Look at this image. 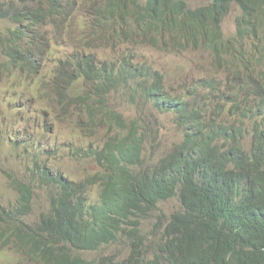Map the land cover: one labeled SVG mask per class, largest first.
Returning <instances> with one entry per match:
<instances>
[{
	"label": "trees",
	"instance_id": "1",
	"mask_svg": "<svg viewBox=\"0 0 264 264\" xmlns=\"http://www.w3.org/2000/svg\"><path fill=\"white\" fill-rule=\"evenodd\" d=\"M191 1L0 0V20L14 26L0 33V83L18 79L31 86L54 61L68 75L44 96L65 116L84 117L79 122L89 136L108 130L101 149H77L100 169L83 181L37 164L50 191L49 210L37 224L26 222L35 209L33 184L15 183L19 200L0 206V249L29 264H264V0H211L194 12ZM235 6L243 17L237 36L226 40L222 25ZM80 14L90 21L77 37ZM48 27L52 32L44 36ZM48 35L89 50L116 44L127 51L132 45L205 51L220 80L198 82L188 101H177L163 75L133 68L126 52L107 62L81 52L62 57ZM120 92L176 116L184 141L147 164L148 132L111 104ZM175 200L182 210L157 218ZM116 245L129 256L85 258Z\"/></svg>",
	"mask_w": 264,
	"mask_h": 264
},
{
	"label": "rangeland",
	"instance_id": "2",
	"mask_svg": "<svg viewBox=\"0 0 264 264\" xmlns=\"http://www.w3.org/2000/svg\"><path fill=\"white\" fill-rule=\"evenodd\" d=\"M147 1L142 0L143 3ZM189 6L193 12L198 11L210 7L211 0H192ZM241 17L242 11L235 6L224 20L222 27L226 40L237 36L238 21ZM79 23L82 24L83 20L77 18L76 24ZM13 29L11 23L0 20V33H9ZM51 31L52 29H47L44 36ZM51 38L52 35H48L47 43L59 56L66 57L72 54L75 48L80 49L74 42L61 40L55 43ZM246 42L248 43V39ZM126 51L127 48L116 50L109 47L99 55L103 60H120ZM126 57L135 69L152 67L155 72L163 75L166 92L177 101H188L191 90L198 82L204 79L210 82L218 79L213 61L205 51L165 53L156 51L149 45H132L126 52ZM47 64L48 67L41 69V74L31 86L16 83L18 79L0 83V206L12 208L17 203L20 196L14 189L16 182L32 183L37 196L34 213L26 220L30 225L37 224L50 207V191L41 184V178L37 177V164L60 176L83 181L89 175L97 174L100 169L98 171L93 164L78 157L77 149H101L108 133V130H102L95 137L89 136L88 128L79 122L84 117L80 118L77 113L74 116H65L59 104L56 101L51 102L53 97L44 96L60 82L64 74L68 75V70L57 71L59 66H56L54 61H48ZM16 75L17 72L13 76ZM57 77L59 79L55 81ZM40 79L42 80L39 84ZM216 97L212 98L213 104H217ZM111 104L128 122H138L148 132L147 164L154 159L159 160L184 141L185 136L178 127L176 116L162 115L151 105L138 102L124 92L115 94ZM251 144L252 137H249L246 147L250 148ZM98 196L99 190L95 189V199ZM181 210L180 201H170L161 206L157 218L161 215L171 217ZM156 222L154 220L147 223L146 231L150 232ZM116 254H121V258L125 259L129 256V249L116 245L105 248L98 254L85 255V258L98 260ZM0 264H29V260L19 257L14 251L0 249Z\"/></svg>",
	"mask_w": 264,
	"mask_h": 264
},
{
	"label": "clouds",
	"instance_id": "3",
	"mask_svg": "<svg viewBox=\"0 0 264 264\" xmlns=\"http://www.w3.org/2000/svg\"><path fill=\"white\" fill-rule=\"evenodd\" d=\"M84 15V14H83ZM77 18H80V19H82L83 20V23L82 24H76V20H77ZM88 21H90V19L88 18V17H82V14L81 15H78V17H76V19H75V29H76V36L77 37H82L83 36V31H84V29H85V27H86V24L88 23ZM47 29H52V28H50V27H48V28H46L45 30H44V32L47 30ZM52 32V31H51ZM50 33V32H49ZM76 44V43H75ZM77 45L78 46H80V49L79 48H75L76 50H74V52H75V54L77 53V52H81V53H88V54H90V55H93V56H96V57H98V59L100 60V61H102V62H107V61H109L108 59H106V60H103V59H101V57H100V55H99V53L100 52H102L103 50H107L109 47H113V48H115L116 50L119 48V46H116V44H109V45H105V46H102V47H99V48H97V49H94V50H89L88 48H86V47H84V46H82L81 44H78L77 43ZM116 46V47H115ZM73 52V53H74ZM127 52V51H126ZM72 53V54H73ZM112 60V59H111ZM114 60V59H113ZM78 70L80 71V72H82V73H85V71H84V69L83 68H81V67H79L78 66ZM205 80V79H204ZM249 137H252L251 135L249 136Z\"/></svg>",
	"mask_w": 264,
	"mask_h": 264
},
{
	"label": "bare ground",
	"instance_id": "4",
	"mask_svg": "<svg viewBox=\"0 0 264 264\" xmlns=\"http://www.w3.org/2000/svg\"><path fill=\"white\" fill-rule=\"evenodd\" d=\"M41 61V60H40ZM85 62H83V64H84ZM114 67V66H113ZM121 67V66H120ZM115 69V68H114ZM108 70H109V68H108Z\"/></svg>",
	"mask_w": 264,
	"mask_h": 264
}]
</instances>
